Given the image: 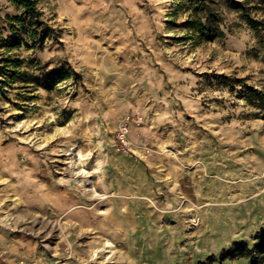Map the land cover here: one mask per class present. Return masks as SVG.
<instances>
[{
	"label": "rangeland",
	"instance_id": "rangeland-1",
	"mask_svg": "<svg viewBox=\"0 0 264 264\" xmlns=\"http://www.w3.org/2000/svg\"><path fill=\"white\" fill-rule=\"evenodd\" d=\"M37 6L40 48L0 40V68L21 60L0 84V264H248L219 257L264 234V11L222 10L207 39L189 0ZM18 14L0 0L2 38Z\"/></svg>",
	"mask_w": 264,
	"mask_h": 264
},
{
	"label": "trees",
	"instance_id": "trees-1",
	"mask_svg": "<svg viewBox=\"0 0 264 264\" xmlns=\"http://www.w3.org/2000/svg\"><path fill=\"white\" fill-rule=\"evenodd\" d=\"M18 10L19 14L14 16H6V27L12 34L10 38H2V27L0 26V40L3 41L4 47L7 49L18 48L21 45L27 48H40L45 36H52L53 28L45 24L41 19V11L37 4L40 0H6ZM193 3L194 9L190 19L186 21L189 27L198 33L201 37L212 39L223 36V31L219 24L222 20V10H233L239 13V17L245 20L251 28L256 29L257 22L250 17L251 11H264V0H189ZM212 5L216 6L214 8ZM1 18V16H0ZM256 23V24H252ZM30 39L31 43L20 36ZM4 65L1 66V75L3 80L0 81L1 86L11 83L18 77V66L20 59L11 60L10 58H2ZM9 66L5 69L4 66ZM57 70L48 71L41 80L37 79V85L49 89L55 83ZM250 99H255L257 107L264 111V92L252 90ZM245 259L248 264L264 263V234L257 238L256 242L249 248L243 243H234L226 251H224L219 261L232 259ZM213 262L208 260V264Z\"/></svg>",
	"mask_w": 264,
	"mask_h": 264
},
{
	"label": "built area",
	"instance_id": "built-area-1",
	"mask_svg": "<svg viewBox=\"0 0 264 264\" xmlns=\"http://www.w3.org/2000/svg\"><path fill=\"white\" fill-rule=\"evenodd\" d=\"M114 145L117 151L129 154L131 152V142L129 139V117L125 116L119 123L114 134Z\"/></svg>",
	"mask_w": 264,
	"mask_h": 264
},
{
	"label": "bare ground",
	"instance_id": "bare-ground-1",
	"mask_svg": "<svg viewBox=\"0 0 264 264\" xmlns=\"http://www.w3.org/2000/svg\"><path fill=\"white\" fill-rule=\"evenodd\" d=\"M81 159V158H80Z\"/></svg>",
	"mask_w": 264,
	"mask_h": 264
}]
</instances>
